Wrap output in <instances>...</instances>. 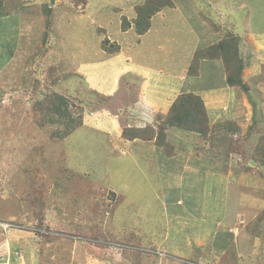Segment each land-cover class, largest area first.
I'll use <instances>...</instances> for the list:
<instances>
[{
  "label": "rangeland",
  "instance_id": "1",
  "mask_svg": "<svg viewBox=\"0 0 264 264\" xmlns=\"http://www.w3.org/2000/svg\"><path fill=\"white\" fill-rule=\"evenodd\" d=\"M140 1L0 0V264H264V168L253 159L264 135V0H187L176 21L169 10L171 25L157 14L142 35L123 28ZM231 32L250 55L249 90L227 83L221 60H196ZM54 91L73 118L83 111L65 138L66 117L51 123L34 108ZM181 91L201 95L231 154L187 132L171 130L174 157L121 136L162 126L155 114L165 119Z\"/></svg>",
  "mask_w": 264,
  "mask_h": 264
},
{
  "label": "trees",
  "instance_id": "2",
  "mask_svg": "<svg viewBox=\"0 0 264 264\" xmlns=\"http://www.w3.org/2000/svg\"><path fill=\"white\" fill-rule=\"evenodd\" d=\"M50 2L53 4L55 0H50ZM1 6L2 3L0 5V17L4 15L3 12H5ZM176 6H180L182 9H187V0H141L138 5H136V17L133 22L128 21V19L124 17L123 28L125 31L129 30L133 24V28L139 35L145 34L150 30L152 26V19L158 13ZM43 7L45 14L49 18L52 8L49 7L48 3H45ZM201 15L203 17L202 20L204 19L207 22L211 21V14L205 13ZM218 29H220L219 26ZM47 36L48 35L46 34L45 38ZM243 41L240 36L231 32L219 41L209 45L201 51H198L196 54V60H221L226 71L227 83L231 86H239L243 89L249 90V85L243 81L242 77L244 69L247 66L245 60L250 59V55H247L246 52L242 53L240 50V45ZM111 45L114 47L110 49L109 54H118V52H120V47H115V44L113 43ZM94 93L97 94L96 91H94ZM43 96L45 97L35 103L34 108L36 110L48 113L47 115L51 117V123L56 122L57 120L60 121V119L63 120L65 117L67 118V121L63 122L64 126L62 132L56 129L57 134L61 138H65L73 134L74 131H77L76 129L78 127L84 124L79 118L83 111L79 112L77 115L78 117L73 118L70 111V101L65 95L54 91L44 93ZM160 113L157 115L155 114V116L157 119L156 122L163 124L162 126L155 127L152 124L146 126H128L124 127L121 136L128 140H153L157 146L164 150V153L168 157H174L177 152V144L172 139V135L174 134L173 132H187L188 135L197 134L196 137L201 138L204 141H210L212 139V146L217 150V152H225L226 155L231 154V142H228L227 144L217 143L216 136L211 133L212 126L210 123L209 113L201 95L195 92H180L178 97L172 102L165 119H160L162 117ZM171 130H173V132ZM230 130L234 131L236 129L231 127ZM227 134L228 133H225L223 136L226 138ZM261 139V142L256 147L253 159L258 165L264 168V135ZM245 167L246 166L243 168ZM246 168L251 170L253 166L249 163ZM263 219L264 210L263 214L258 217V220L261 222ZM132 251L142 255L143 252L141 251H144V249L133 247ZM169 257L177 259L173 255H169ZM131 260L133 263H140L139 256L134 255ZM178 261H184L188 264H206L203 261H198L197 259H192L191 257L189 259L179 258Z\"/></svg>",
  "mask_w": 264,
  "mask_h": 264
},
{
  "label": "crops",
  "instance_id": "3",
  "mask_svg": "<svg viewBox=\"0 0 264 264\" xmlns=\"http://www.w3.org/2000/svg\"><path fill=\"white\" fill-rule=\"evenodd\" d=\"M169 10H172V14H173V20L174 21H176L177 19H178V14H181V13H185L186 11H188L187 9H181L179 6H176V7H174V8H170V9H165V10H163V11H161L160 13H158V15L157 16H161V20H162V22L163 23H168L169 25H171V23H172V20L171 19H169V17H168V14H169ZM215 10V9H214ZM232 12H233V10H231ZM156 16V17H157ZM183 16H184V14H183ZM156 19V18H155ZM201 20H202V18H201ZM232 22L235 24V23H237L239 26H241V27H244V28H246L245 30H247V29H249L250 27H249V25H248V23H246V21H244V19H242V20H238V17H237V20L235 21L234 19H232ZM243 24H244V26H243ZM250 30V29H249ZM251 34V32H249V35ZM255 36H259L260 38L262 37V34H255L251 39H252V41H253V43H254V41H258V43L260 42L259 40H256L255 39ZM251 44V43H250ZM254 45H255V43H254ZM256 46V45H255ZM257 47V46H256ZM252 48H253V46H252ZM259 49V48H258ZM260 50V49H259ZM261 51V50H260ZM251 53H252V50H251ZM262 57H264V55H262ZM218 63V62H217ZM222 63V62H221ZM182 71V70H181ZM181 71H179V72H181ZM176 72H178V71H176ZM187 91H189V90H187ZM181 92H183V91H181ZM180 93V92H179ZM178 93V94H179ZM196 93V92H195ZM198 94V93H197ZM215 264H217V263H215Z\"/></svg>",
  "mask_w": 264,
  "mask_h": 264
}]
</instances>
